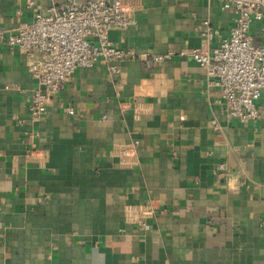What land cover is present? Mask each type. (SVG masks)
Masks as SVG:
<instances>
[{
	"label": "crops",
	"instance_id": "crops-1",
	"mask_svg": "<svg viewBox=\"0 0 264 264\" xmlns=\"http://www.w3.org/2000/svg\"><path fill=\"white\" fill-rule=\"evenodd\" d=\"M125 2L135 21L109 37L135 57L118 73L103 61L77 68L38 119L32 57L0 44V264H264V90L259 117L241 121L180 54L216 46L205 21L227 36L234 11ZM33 18L26 0H0L2 28ZM263 28L252 25L255 45ZM170 49L154 68L142 60Z\"/></svg>",
	"mask_w": 264,
	"mask_h": 264
},
{
	"label": "built area",
	"instance_id": "built-area-1",
	"mask_svg": "<svg viewBox=\"0 0 264 264\" xmlns=\"http://www.w3.org/2000/svg\"><path fill=\"white\" fill-rule=\"evenodd\" d=\"M220 2L222 9H232L236 15L229 34L222 36L218 28L205 21L204 34L218 35L217 45L182 50L180 54L195 59L221 87L229 115L241 121L253 120L259 117L258 100L264 90V44L255 45L250 30L255 22H264V0ZM26 3L34 10L33 20L22 21L11 30L0 26V44L18 47L32 57L28 68L39 87L32 95L29 113L36 119L45 114L51 95L72 78L77 68L103 61L111 72L118 73V61L135 57L131 49L115 45L109 37L111 29H127L135 21L125 0H66L46 13L38 8L39 0ZM175 54L170 49L142 60L154 68ZM142 225L149 226L146 221Z\"/></svg>",
	"mask_w": 264,
	"mask_h": 264
}]
</instances>
